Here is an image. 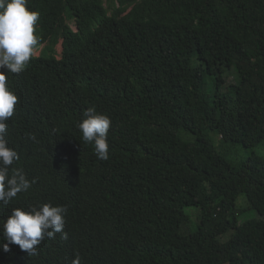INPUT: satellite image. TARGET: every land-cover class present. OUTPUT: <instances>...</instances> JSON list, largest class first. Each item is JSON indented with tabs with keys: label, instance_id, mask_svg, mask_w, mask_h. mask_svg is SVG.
Masks as SVG:
<instances>
[{
	"label": "trees",
	"instance_id": "trees-1",
	"mask_svg": "<svg viewBox=\"0 0 264 264\" xmlns=\"http://www.w3.org/2000/svg\"><path fill=\"white\" fill-rule=\"evenodd\" d=\"M27 7L41 53L3 71L21 100L6 121L21 149L10 172L31 187L0 202V222L64 206L67 239L56 233L29 256L5 251L0 234V264H264V158L235 167L211 137L264 142V0ZM88 108L111 120L107 160L82 140ZM33 117L52 133L31 131ZM241 195L260 217L240 222Z\"/></svg>",
	"mask_w": 264,
	"mask_h": 264
},
{
	"label": "clouds",
	"instance_id": "clouds-1",
	"mask_svg": "<svg viewBox=\"0 0 264 264\" xmlns=\"http://www.w3.org/2000/svg\"><path fill=\"white\" fill-rule=\"evenodd\" d=\"M38 20L39 14L28 9L27 0H0V202L3 204H8L19 193L31 187V182L20 170L10 172L11 166L19 159L21 149L13 142L12 133L6 140V121L17 118L21 100L14 93L17 91L10 83L7 84L3 70L19 74L26 68L37 51L35 48L39 41L35 35V26ZM59 50L62 51L61 44ZM84 116L86 118L78 125L82 140L94 144L98 159L107 160L110 118L97 113L95 108H88ZM30 130L39 134L52 133V130L41 127L34 117ZM31 138L35 139L34 136ZM66 212V207L51 204H43L31 210L13 209L11 215L0 222V234L7 241L4 250H10L9 245L14 244L32 256L37 253V246L45 238L54 239L56 233H61L67 239V233L63 231ZM73 264H80L79 257L73 260Z\"/></svg>",
	"mask_w": 264,
	"mask_h": 264
},
{
	"label": "rangeland",
	"instance_id": "rangeland-1",
	"mask_svg": "<svg viewBox=\"0 0 264 264\" xmlns=\"http://www.w3.org/2000/svg\"><path fill=\"white\" fill-rule=\"evenodd\" d=\"M36 54L39 55L40 51L37 50ZM214 142L219 145V147L222 149V152L226 156V158L231 162L232 165L235 167H238L239 163L246 157L249 156H260L264 158V142L255 148L252 147H245L243 144H237L234 142H226L217 134L212 133L211 135ZM238 207L240 209H246V212L242 213L240 216V222L243 223L247 220H250L252 218H258L260 217V214L258 211H256L253 208H250L249 201L245 195H241L238 199ZM197 208L191 207L188 208V211L193 212ZM199 210L197 209L195 211L194 219H198Z\"/></svg>",
	"mask_w": 264,
	"mask_h": 264
}]
</instances>
